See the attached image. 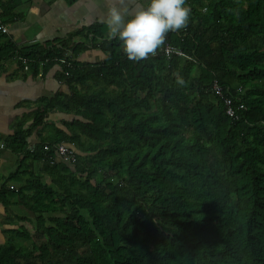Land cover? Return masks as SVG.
I'll use <instances>...</instances> for the list:
<instances>
[{
  "label": "trees",
  "instance_id": "obj_1",
  "mask_svg": "<svg viewBox=\"0 0 264 264\" xmlns=\"http://www.w3.org/2000/svg\"><path fill=\"white\" fill-rule=\"evenodd\" d=\"M21 3L0 0V23L21 19ZM186 6L187 27L166 37L180 54L140 61L98 20L28 46L0 34V61L22 68L17 51L32 76L56 65L68 91L1 141L16 161L0 204L22 207L14 221L33 232L2 228L0 264H264V0ZM87 50L102 58L79 59Z\"/></svg>",
  "mask_w": 264,
  "mask_h": 264
},
{
  "label": "crops",
  "instance_id": "obj_2",
  "mask_svg": "<svg viewBox=\"0 0 264 264\" xmlns=\"http://www.w3.org/2000/svg\"><path fill=\"white\" fill-rule=\"evenodd\" d=\"M85 1L87 2V0ZM24 2H26L25 5L22 4ZM140 2L141 0H133L129 7L133 10L135 6L137 8L144 7L147 5L148 0H145V3H141L140 6H138ZM22 3V5L20 4L16 9L17 11L22 13V17L21 19L15 20L13 22L18 23L19 27H21L18 31L20 32V35L16 36L14 33L9 31V28L7 29L6 27V33L0 32V34H3V40L10 39V41H12L18 47L28 46L35 43H43L46 40H52L49 34L51 32L60 33L59 36H55L53 38L59 39L74 30L71 29L70 31L63 32L62 27L65 26V21L59 20L60 18L58 19V17L55 16V21H53V23H55L48 24L50 28L52 27L53 29H58V27H61L59 30L46 32L44 26H42L41 28L42 30H44L42 32L46 33V35H48L47 37L41 39L37 37V40L33 39L32 37H29V39H24L22 31H25L26 28L35 25L36 20L33 19L45 14V12L50 10V8L47 9L48 6L46 5L45 0H22ZM36 3L37 5L34 6V4ZM96 19H98V17L95 18L94 21H96ZM89 51L92 52L93 56L95 57V61L102 58V54L99 51ZM41 69L42 68H39L36 75L32 76L30 72L24 71L22 70V68H19L16 62L10 57L0 61V142L8 135H10L17 126H20L22 124L25 127L30 124L33 114L39 107V100L41 98L50 97L60 90L66 92L65 89L63 90L61 88L64 85L61 84L58 78L59 70L56 65L52 66L49 70L43 73ZM39 71H41L40 75H38ZM52 114H55V120L61 118L62 116L59 113L52 112ZM54 118H48V120L52 121L54 120ZM36 140V135L32 134L30 137H28V142L30 143L29 145L35 143ZM15 161L16 154L10 152L5 148L0 149V182L4 177L7 176L8 173L13 170ZM39 167V163L35 162L33 164V170L36 171L39 169ZM7 185L9 187L10 185H12V182H9ZM17 206L18 205H11L8 207L9 209L7 208L5 210L0 204V230L4 228L5 225L8 226L10 224H13V218L10 217H14L15 214H20L17 211ZM3 239V237H0L1 241Z\"/></svg>",
  "mask_w": 264,
  "mask_h": 264
},
{
  "label": "clouds",
  "instance_id": "obj_3",
  "mask_svg": "<svg viewBox=\"0 0 264 264\" xmlns=\"http://www.w3.org/2000/svg\"><path fill=\"white\" fill-rule=\"evenodd\" d=\"M187 0H148L147 5L131 9L129 0H107L102 17L109 39L120 41L123 54L140 61L157 54L170 32L186 28L191 9ZM177 83L183 85L182 78Z\"/></svg>",
  "mask_w": 264,
  "mask_h": 264
},
{
  "label": "rangeland",
  "instance_id": "obj_4",
  "mask_svg": "<svg viewBox=\"0 0 264 264\" xmlns=\"http://www.w3.org/2000/svg\"><path fill=\"white\" fill-rule=\"evenodd\" d=\"M45 1H48V0H45ZM132 1L133 0H129V5L131 4ZM90 2H91V5H90ZM25 3L26 2H24L22 4L25 5ZM141 3H145V0H141V2L138 4V6H140ZM35 5H37V3L34 4V6ZM46 5L48 6L47 9L50 8V10L45 12V14L41 15L40 17L38 16V17L34 18L33 20H36L35 25L26 28L25 31H22L24 39L25 38L29 39V37H32L33 39L37 40L36 39L37 37H39V39L47 37L48 35H46V33L42 32V31H44L41 28L42 26H44L46 32H50L53 30H59L61 27H58V29L57 28L53 29L52 27L50 28V26L48 24V23H53V21H55V18H56L55 16H57L58 19L60 18L59 20H62V21L64 20L65 22H67V23L64 22L65 26H63V27H65V28L62 27L63 32H67V31H70L71 29H75V28L77 29V27L80 26V24L91 23L97 17H98V19H96V20L102 21L101 18L104 17L106 14L107 0H87V2L85 0H77L76 2H74L70 6L66 5L62 0H52V2L50 4L46 2ZM22 8H24V7H22ZM136 8L137 7L135 6L134 9H136ZM57 14H59V15H57ZM44 23H45V25H44ZM6 27H7V29L9 28V31L14 33L16 36L20 35V32H18V31L21 27H19L18 23H10V24H8V26L6 25ZM42 34H45V35H42ZM49 34H50V37L52 39L55 36L60 35V33H53V32H51ZM78 58L82 59L86 62H94L95 61V57L93 56L92 52L89 50L82 52L78 56ZM61 88L63 90L65 89V91L68 92L67 89L65 88V86H62ZM49 113L50 114H48V118L53 119L55 117V114H52V112H49ZM63 117L66 118V117H68V115H64ZM54 120H55V118H54ZM17 211L20 214L25 212L24 209L20 206H17ZM10 218H13L14 224L8 225V226L5 225L4 227H16V225H22L27 229V231L30 234H32L33 229H32V225L30 223H28L27 221H14V217H10ZM3 236H4L3 234H0V237H3Z\"/></svg>",
  "mask_w": 264,
  "mask_h": 264
},
{
  "label": "built area",
  "instance_id": "obj_5",
  "mask_svg": "<svg viewBox=\"0 0 264 264\" xmlns=\"http://www.w3.org/2000/svg\"><path fill=\"white\" fill-rule=\"evenodd\" d=\"M0 32H2V33L7 32L6 25L0 23ZM160 50H162L163 53L166 55L172 54V53L180 54V52L168 42H165V44L162 46V48ZM14 58L18 62L21 63L23 70H25V71L28 70L29 64H28V60L26 59V57L20 55L17 51H15L14 52ZM40 74H41V71L38 72V75H40ZM212 90L216 95H221V87L218 86L217 84H215V83L212 84ZM229 102H230L229 99H225V104L227 105L225 112L227 115L232 116L234 111L230 106H228ZM240 107H242V106L240 105ZM29 147L31 148L32 144ZM2 148H3V144L0 142V149H2ZM43 150L44 151H51L52 152L51 155H52L53 159L61 160L62 162H65V163H71L75 159V152H74L73 148L70 146H67L66 144H63V143L54 144V145H52V148L50 147V145L48 143H45L43 145ZM9 187L11 188L12 185H10Z\"/></svg>",
  "mask_w": 264,
  "mask_h": 264
}]
</instances>
